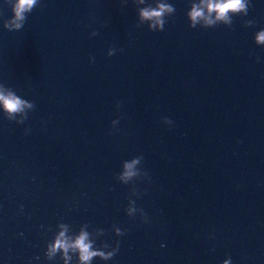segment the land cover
I'll use <instances>...</instances> for the list:
<instances>
[{
	"label": "water",
	"instance_id": "1",
	"mask_svg": "<svg viewBox=\"0 0 264 264\" xmlns=\"http://www.w3.org/2000/svg\"><path fill=\"white\" fill-rule=\"evenodd\" d=\"M15 3L0 90L31 106L0 107V264H84L61 232L119 242L87 264H264V0H36L6 28Z\"/></svg>",
	"mask_w": 264,
	"mask_h": 264
},
{
	"label": "clouds",
	"instance_id": "2",
	"mask_svg": "<svg viewBox=\"0 0 264 264\" xmlns=\"http://www.w3.org/2000/svg\"><path fill=\"white\" fill-rule=\"evenodd\" d=\"M203 2V0H202ZM36 3V0H16V3L13 7L14 16L12 20L5 24L6 28H22V22L25 20V13L30 11L32 6ZM249 0H207L205 7L208 12H215L217 19H228V13H236L244 11L245 15L248 13ZM171 7L166 4L159 5L158 10L144 9L141 13L144 19H156L158 23L159 17L165 11H171ZM203 16V11L199 6H193L190 17L193 23ZM208 23H213L212 20H208ZM257 40L261 43H264V31H261L257 36ZM25 106L30 107L31 105H26V102L21 100L18 96L14 95L12 92L5 94L3 90H0V107L3 108L4 112L8 114V118L12 119L14 113L21 112ZM136 161H133L130 164H126L125 167L127 171L124 175L132 176L133 172L131 169ZM69 247H73L79 250L80 259L84 264H87L92 257L101 256L102 258L108 259L113 257L119 249V242L117 247L107 255L103 252H95L91 250V243L88 241V234L81 233V235L74 241V243L69 244L68 241L64 238V233H60V238L57 239L55 246L52 248V252H55L57 249H64L66 252ZM227 264V262H226Z\"/></svg>",
	"mask_w": 264,
	"mask_h": 264
}]
</instances>
